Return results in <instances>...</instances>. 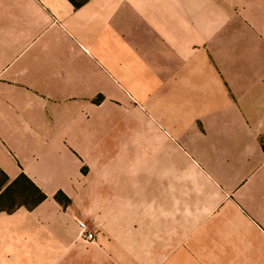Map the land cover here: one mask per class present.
Segmentation results:
<instances>
[{
  "label": "crops",
  "instance_id": "0c3cea01",
  "mask_svg": "<svg viewBox=\"0 0 264 264\" xmlns=\"http://www.w3.org/2000/svg\"><path fill=\"white\" fill-rule=\"evenodd\" d=\"M101 68L204 95L128 162ZM263 136L264 0H0V172L46 196L0 213V264L264 260ZM78 221L117 256H80Z\"/></svg>",
  "mask_w": 264,
  "mask_h": 264
},
{
  "label": "rangeland",
  "instance_id": "374dc122",
  "mask_svg": "<svg viewBox=\"0 0 264 264\" xmlns=\"http://www.w3.org/2000/svg\"><path fill=\"white\" fill-rule=\"evenodd\" d=\"M101 71L110 78L112 84L123 87V89H117L126 98V103L120 105L118 100L112 102L121 111H119L120 114L112 111L118 119L111 122V134L112 137L117 134L121 139H126V160L128 162H147L150 160L151 131L159 129L164 135L169 100L201 98L204 95V90L201 87L203 78L202 76L200 78L198 74H190L189 85L194 86L193 88H183L184 86L180 83L171 86L162 74L158 75L162 82L152 81L150 79L151 74L148 72L144 73L150 75H146L148 78L142 82L143 86L133 87L117 70L101 68ZM262 142L264 145V136ZM112 159H114V155ZM1 181L2 177L0 176V183ZM32 201V198H26L18 189H14L11 199L0 201V209H9L20 204H31ZM62 201L63 199L60 198L59 202ZM52 239H55L54 235ZM79 242H81L80 256L93 255L111 258L117 256V250L102 249L98 240L95 243H85L79 236ZM47 252L49 253L50 250ZM135 262L136 260H31L32 264H135ZM206 262H214L215 264H264V260H206Z\"/></svg>",
  "mask_w": 264,
  "mask_h": 264
},
{
  "label": "trees",
  "instance_id": "16d2710c",
  "mask_svg": "<svg viewBox=\"0 0 264 264\" xmlns=\"http://www.w3.org/2000/svg\"><path fill=\"white\" fill-rule=\"evenodd\" d=\"M75 7H80L87 0H69ZM2 181L0 183V201L11 199L12 191L18 189V191L24 195L26 198H32L33 201L31 204H20L9 209H0L1 212L11 213L19 207H24L27 210H32L37 207L39 204L46 200V196L35 186L33 185L25 176L21 175L18 179L8 184L7 177L0 172ZM62 194L56 195V200L60 201Z\"/></svg>",
  "mask_w": 264,
  "mask_h": 264
},
{
  "label": "built area",
  "instance_id": "2783aa9c",
  "mask_svg": "<svg viewBox=\"0 0 264 264\" xmlns=\"http://www.w3.org/2000/svg\"><path fill=\"white\" fill-rule=\"evenodd\" d=\"M79 236L82 240L87 243H92L95 241V234L92 232L90 226L87 223L78 221L77 222Z\"/></svg>",
  "mask_w": 264,
  "mask_h": 264
}]
</instances>
